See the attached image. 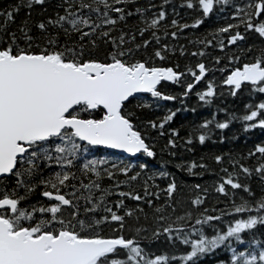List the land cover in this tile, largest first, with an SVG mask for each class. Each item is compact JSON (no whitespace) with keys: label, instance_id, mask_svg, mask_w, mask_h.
<instances>
[{"label":"snow or ice","instance_id":"obj_1","mask_svg":"<svg viewBox=\"0 0 264 264\" xmlns=\"http://www.w3.org/2000/svg\"><path fill=\"white\" fill-rule=\"evenodd\" d=\"M170 3L161 0L151 12L157 7L152 0H58L54 14L46 15L49 0H18L0 11V264H203L220 253L226 255L215 264H264V140L246 154L212 155L216 169L203 157L175 164L189 175L212 171L218 177L213 188L222 206L211 211L205 203L209 189L200 183L184 185L192 194L177 199L182 189L163 163L151 171L150 160L134 167L100 154L104 149L156 158L152 131L165 136V125L181 109L156 119L144 118L142 110L152 103L163 107L158 101L183 104L205 81L196 95L212 102L217 86L204 62L184 71L155 62L175 52L162 36L176 39L178 31L226 11L225 24L196 43L222 51L225 41L234 46L238 53L227 57L230 71L220 83L233 97L247 94L259 102L245 103L244 114L222 122L213 113L184 143L195 138L204 144L211 139L210 125L222 133L232 120L242 122L245 133L264 132V0H181L196 13L191 24L175 18L162 23ZM21 8L26 16L13 27ZM34 11L42 14L35 21ZM184 51L181 46V56ZM190 54L202 57L205 51ZM164 82L183 91L165 92ZM168 133L161 152L177 147V129ZM157 176L168 178L166 188L148 183ZM141 180L142 194L136 189ZM161 192L167 199L153 206ZM114 194L118 199L109 201ZM125 199L153 208L150 229L139 224L144 209L127 207ZM156 241L163 245L159 252L150 248Z\"/></svg>","mask_w":264,"mask_h":264},{"label":"trees","instance_id":"obj_2","mask_svg":"<svg viewBox=\"0 0 264 264\" xmlns=\"http://www.w3.org/2000/svg\"><path fill=\"white\" fill-rule=\"evenodd\" d=\"M18 0H0V11L7 9L10 5L17 3ZM140 3L147 4V0H139ZM58 3V0H49V7L48 12L46 15L54 14L55 5ZM152 3L155 4L157 7L151 9V12L158 11L160 6L161 0H152ZM165 9L167 10L166 20L162 23H170V20L175 18L177 19L178 23H188L191 24L196 13H193L192 10L186 9V7L181 6V0H171V3L168 5H164ZM173 7L175 11H173ZM38 8V6H37ZM27 9L21 8V10L16 13V21L13 27L16 24L22 22V20L26 16ZM41 13L39 11H34L32 13L31 19L33 21L41 18ZM229 19V13L223 12L220 13L219 16L210 14V18H206L204 22L198 26L197 28L193 29L191 27L185 28L182 31L177 32V38L172 39L169 37L162 36V42H166L169 45L175 47V52H171L168 55V58L164 61L157 60L155 63L158 66H179L177 70L184 71L185 66H192L197 62H204L205 65L208 67L209 71L207 72V77L209 79H213L216 83V95L213 97L212 102L210 104H205L199 100L196 95L197 91H203L204 85L206 81L203 83H198L192 92L187 97H183L184 103L180 104L179 100L177 101H158L163 107L157 108L155 103H152V106L147 109H143V117L156 119L157 117L162 118L164 114H166L168 109L175 111L176 108H180L181 111L177 112L176 116L173 118L171 122L165 125V136L160 137L157 136L155 131H152L151 136L155 137V144H156V158H146L142 154L137 158H129L117 155L110 151L101 150L100 154L104 153H111V159L116 160L119 158L120 160H125L127 162L133 163L135 167L137 163L143 162L146 159L150 160L149 169L151 171H159L161 170V163H163L164 171L170 173L171 176L176 178L178 188H181V191L175 193V197L177 199H186L192 193L188 191L187 187L184 185H193L195 183H200L202 187H207L209 189V198L206 200V206L211 211L212 207L215 205L217 207L222 206L217 204V197L219 194L215 193L214 191V183L218 180V177L212 171H204L202 176L199 175H189L187 172L183 170H179L175 167V164L181 161H195L197 163L201 162V157L204 158V161L207 162L212 169H216L215 162L211 160V156L215 154L221 153H247V150L251 148L254 143L259 142L260 140H264V132L260 129H252L251 131L245 133L242 130L241 123L238 120H232L229 124V128L221 130L214 128L213 125H210L211 128V139H207L204 144H200L198 140L193 138V142L190 145H186L184 143L185 139L187 138V134L195 127H198L205 119H212V114L215 113V120L216 121H223L229 117L230 114L235 113L237 116L244 114L246 111L244 109V104L250 101L259 102L258 99L248 96L247 94L237 95L236 97L231 96L228 93L227 88L220 83L221 78L226 76L227 73L230 71V68L227 66V57L232 55L234 52L238 53V50L234 48L232 45H227L225 41V48L222 51L218 47H207L204 48V45L196 43L198 39H204L208 36L209 32L214 31L215 28L223 26L226 20ZM131 26V22H130ZM175 29L169 27L167 31L171 32ZM226 35V34H222ZM210 38V37H209ZM191 41V43H190ZM251 42V38L249 39ZM216 41L213 40V44ZM181 46H183L184 55H180ZM204 49L205 55L204 56H192L190 53L192 52H199L201 49ZM151 51V49H149ZM215 57L220 58L219 64L216 63ZM222 61V62H221ZM193 63V64H191ZM220 67H225V72L221 73L216 69ZM185 80H190L191 77H184ZM165 83V82H164ZM167 87L163 89L165 92H170L172 94L178 95L180 92L183 91L182 85L166 83ZM149 102H152L153 98L148 95H141ZM220 109H224V111H220ZM175 128L178 131V137L176 138L177 147L170 150H165L161 152V149L166 144V139L169 135L168 129ZM223 135L225 137L224 141L221 142L219 137ZM233 135H235V139H233ZM188 148H191V151H188ZM170 152H175V156H172ZM91 158V157H89ZM218 170V169H217ZM195 172L202 171L199 168L194 169ZM243 179V178H242ZM168 182V178H161L159 176L155 177L153 181H148L151 185L155 183L159 185L160 189L166 188V184ZM108 183V181H105ZM253 188L257 187L256 179L253 177L252 181ZM122 190L127 191L128 189L125 186H121ZM136 189L138 191L143 192L142 188V180L137 182ZM118 197L114 194L108 197L109 201H115ZM167 199L166 195L161 192L160 193V200L156 201L153 199V206L157 203L163 204V202ZM222 200L223 198L220 197ZM139 204L141 208L144 209L143 213L139 215V224L143 225L146 228H151L152 226V212L153 208H149L147 204L144 202H137L130 199H125V205L127 207H136ZM187 207V204H185ZM177 212L181 211V208L178 206L176 209ZM145 214H147V219H145ZM127 227V225H126ZM107 231V230H106ZM150 234V232H149ZM142 245H149L148 240H142ZM150 248L153 251L159 252L163 249V245L156 241L150 245ZM226 254L220 253L219 256L216 257H206L203 264H215V261L220 258H224Z\"/></svg>","mask_w":264,"mask_h":264},{"label":"water","instance_id":"obj_3","mask_svg":"<svg viewBox=\"0 0 264 264\" xmlns=\"http://www.w3.org/2000/svg\"><path fill=\"white\" fill-rule=\"evenodd\" d=\"M206 75H207V73H206ZM166 83H170V82H166ZM223 86L225 88H228V86H226V85H223ZM140 95H148V94L144 93V94H140ZM102 150H104V149H102ZM105 151H110V152H113V153H115L117 155H120V156H123V157H129V158H137L138 156L141 155V154H137L136 157H131L129 154H127V153H121V152H119L117 150H105Z\"/></svg>","mask_w":264,"mask_h":264},{"label":"bare ground","instance_id":"obj_4","mask_svg":"<svg viewBox=\"0 0 264 264\" xmlns=\"http://www.w3.org/2000/svg\"><path fill=\"white\" fill-rule=\"evenodd\" d=\"M222 62V61H221ZM191 64H193V63H191Z\"/></svg>","mask_w":264,"mask_h":264}]
</instances>
